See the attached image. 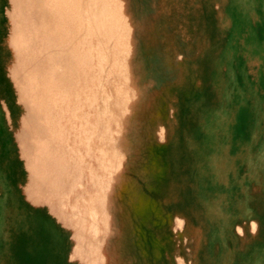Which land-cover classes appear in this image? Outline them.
Listing matches in <instances>:
<instances>
[{
	"label": "rangeland",
	"instance_id": "rangeland-1",
	"mask_svg": "<svg viewBox=\"0 0 264 264\" xmlns=\"http://www.w3.org/2000/svg\"><path fill=\"white\" fill-rule=\"evenodd\" d=\"M46 1L0 0V264H264V0Z\"/></svg>",
	"mask_w": 264,
	"mask_h": 264
},
{
	"label": "crops",
	"instance_id": "crops-1",
	"mask_svg": "<svg viewBox=\"0 0 264 264\" xmlns=\"http://www.w3.org/2000/svg\"><path fill=\"white\" fill-rule=\"evenodd\" d=\"M45 5L48 7V0L45 2ZM48 9V8H47ZM46 12V14L48 13V10L47 11H45ZM94 17H95V12H94ZM94 25H95V20H94Z\"/></svg>",
	"mask_w": 264,
	"mask_h": 264
}]
</instances>
